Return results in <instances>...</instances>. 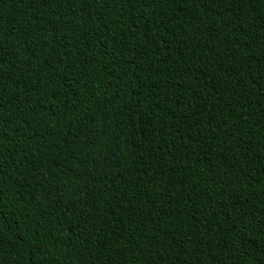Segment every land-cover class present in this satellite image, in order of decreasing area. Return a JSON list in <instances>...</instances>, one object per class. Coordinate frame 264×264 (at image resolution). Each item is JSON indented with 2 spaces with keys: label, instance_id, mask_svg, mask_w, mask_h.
I'll return each mask as SVG.
<instances>
[{
  "label": "trees",
  "instance_id": "obj_1",
  "mask_svg": "<svg viewBox=\"0 0 264 264\" xmlns=\"http://www.w3.org/2000/svg\"><path fill=\"white\" fill-rule=\"evenodd\" d=\"M0 264H264V0H0Z\"/></svg>",
  "mask_w": 264,
  "mask_h": 264
}]
</instances>
